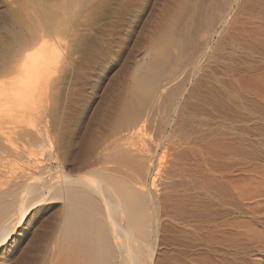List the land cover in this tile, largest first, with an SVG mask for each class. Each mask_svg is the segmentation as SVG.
I'll use <instances>...</instances> for the list:
<instances>
[{
  "label": "bare ground",
  "instance_id": "6f19581e",
  "mask_svg": "<svg viewBox=\"0 0 264 264\" xmlns=\"http://www.w3.org/2000/svg\"><path fill=\"white\" fill-rule=\"evenodd\" d=\"M57 29L0 82V264H264V0H174L75 165Z\"/></svg>",
  "mask_w": 264,
  "mask_h": 264
},
{
  "label": "rangeland",
  "instance_id": "374dc122",
  "mask_svg": "<svg viewBox=\"0 0 264 264\" xmlns=\"http://www.w3.org/2000/svg\"><path fill=\"white\" fill-rule=\"evenodd\" d=\"M173 2L174 0H0V82L8 80L5 79L8 75L16 76L11 67V50L18 45L17 42L22 43L18 47L25 46V42L29 44L35 38L32 35L34 36L37 27L59 30L78 27L80 30L83 26L82 31L87 27L85 32H76L77 37L68 54H65L67 51L63 41L53 37L57 39L55 40L61 52L63 51L62 54L64 53L62 59L69 56L71 59L66 60L67 65L64 64L69 66H64L67 69L65 74L58 71L65 69L60 67L62 63L55 67V71L60 73L55 76L58 79L61 76L63 81H58L61 87L58 86L56 92L61 90L57 92L58 96H54L55 92L49 97L54 101L49 99L46 109L55 105L58 108L55 111H60V115L58 112L56 115L66 124L61 129L64 132L60 136V140L64 142L61 151L67 155L72 165L80 157L81 145L92 136L100 111L118 93L132 60L153 35L163 10L171 7ZM49 32L48 34L52 33ZM51 211L52 207L37 218L41 223L38 228L43 227ZM14 254L11 259L8 258L9 264H16ZM19 256L28 257V251L23 249Z\"/></svg>",
  "mask_w": 264,
  "mask_h": 264
},
{
  "label": "snow or ice",
  "instance_id": "6c2138e0",
  "mask_svg": "<svg viewBox=\"0 0 264 264\" xmlns=\"http://www.w3.org/2000/svg\"><path fill=\"white\" fill-rule=\"evenodd\" d=\"M0 242H3L2 239H0Z\"/></svg>",
  "mask_w": 264,
  "mask_h": 264
}]
</instances>
